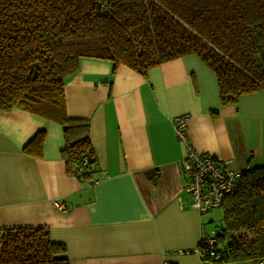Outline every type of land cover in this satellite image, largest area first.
<instances>
[{
	"label": "crops",
	"instance_id": "obj_1",
	"mask_svg": "<svg viewBox=\"0 0 264 264\" xmlns=\"http://www.w3.org/2000/svg\"><path fill=\"white\" fill-rule=\"evenodd\" d=\"M64 96L67 115L89 124L93 172H67L57 123L20 107L0 113V227H47L69 264H203L195 250L216 230L217 208L200 214L190 205L187 144L234 171L264 166V90L221 106L214 73L189 53L145 75L80 57ZM178 116L187 143L175 132ZM41 129V157L24 154Z\"/></svg>",
	"mask_w": 264,
	"mask_h": 264
},
{
	"label": "trees",
	"instance_id": "obj_2",
	"mask_svg": "<svg viewBox=\"0 0 264 264\" xmlns=\"http://www.w3.org/2000/svg\"><path fill=\"white\" fill-rule=\"evenodd\" d=\"M189 53L214 73L221 106L264 90V0H0V113L20 107L57 123L67 172L86 179L96 162L89 124L67 115L64 96L79 58L145 75ZM44 137L38 130L22 152L41 157ZM221 207L218 258L202 248V263L264 264V166L242 170ZM0 264L69 260L47 227L23 225L0 227Z\"/></svg>",
	"mask_w": 264,
	"mask_h": 264
},
{
	"label": "built area",
	"instance_id": "obj_3",
	"mask_svg": "<svg viewBox=\"0 0 264 264\" xmlns=\"http://www.w3.org/2000/svg\"><path fill=\"white\" fill-rule=\"evenodd\" d=\"M185 120V116H178L174 122L176 134L187 143L184 135ZM183 167L189 175L185 192L190 198V205L200 214L220 207L223 198L239 186L241 171L231 170L209 155L197 153L189 144H187ZM56 204L59 209H64L63 203L56 202ZM221 232L220 229L211 230L207 235L201 236L195 250L197 254L202 256V248H204L210 256L218 258L217 235Z\"/></svg>",
	"mask_w": 264,
	"mask_h": 264
},
{
	"label": "rangeland",
	"instance_id": "obj_4",
	"mask_svg": "<svg viewBox=\"0 0 264 264\" xmlns=\"http://www.w3.org/2000/svg\"><path fill=\"white\" fill-rule=\"evenodd\" d=\"M57 208L58 205L56 204ZM222 207L215 209L214 213H213V217H212V222L210 223V225H212L214 228L213 229H218V227L221 225L222 221Z\"/></svg>",
	"mask_w": 264,
	"mask_h": 264
}]
</instances>
